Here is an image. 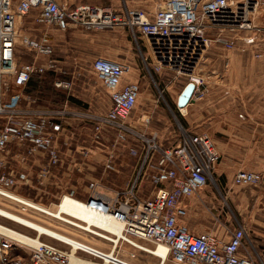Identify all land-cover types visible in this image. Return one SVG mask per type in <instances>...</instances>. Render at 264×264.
Listing matches in <instances>:
<instances>
[{
  "label": "built area",
  "instance_id": "obj_1",
  "mask_svg": "<svg viewBox=\"0 0 264 264\" xmlns=\"http://www.w3.org/2000/svg\"><path fill=\"white\" fill-rule=\"evenodd\" d=\"M259 9L264 10V0H160L153 13L126 6L119 11L89 5L69 8L57 0H0V197L11 201L9 194L22 196L15 189L24 186H33L45 195L54 189L58 203L63 196H69L80 201L87 210L122 227L120 235L116 236L76 218L50 217L109 243L110 250H102L67 234L64 236L68 239L61 240L41 236L57 243L53 244L35 232L30 236L37 241L32 248L0 234V264H72L73 256L92 264H134L120 255L122 247L148 254L146 244L166 247V259L172 264H259L250 251L244 228L226 230L225 236L218 238L212 233L193 235L183 224L184 201L214 179L220 155L205 135L183 130L176 145L162 146L157 143L156 133L147 136L135 130L130 118L141 87L137 82H123L133 72L129 63L104 57L93 61L92 71L109 95L111 106L100 117L79 114L80 118L93 123L92 143L99 144L105 132L114 135L112 149L104 158L106 171H117L118 157L124 151L132 158H139L141 153L133 181L127 190L116 191L113 196L98 192L94 182L88 183L84 198H78L75 190L65 191L56 186L54 183L63 177L59 171L63 163L59 145H67L68 130L63 113L29 111L19 106L25 99L35 103L22 95L33 75H64L54 58L49 34L44 32L40 37H33L20 30L22 18L30 14H34V24L61 33L78 27L87 30L122 28L133 36L137 33L144 40L145 54H141V58L149 75L152 72L172 75L173 79L185 78L188 84L195 86L193 97L201 98L204 92L197 91L204 82L197 70L210 49V32L218 30L215 42L233 50L238 33L256 31L254 21ZM24 55L32 57L33 61L19 64L18 59ZM53 86L57 90H70L72 82L58 77ZM13 89L17 91L14 95L10 94ZM148 121L145 118L142 123L146 125ZM130 138L137 144L127 146ZM87 156L85 152L83 157ZM77 172L81 173V164ZM145 179L150 182L152 192L149 198L142 199L137 192ZM233 183L236 186L262 185L264 172L239 171ZM51 206L53 203L48 207ZM26 210L32 208H22ZM0 227L11 229L2 224ZM113 237L117 243L113 242ZM21 247L30 251L28 258L18 254ZM79 254L88 256L89 260ZM134 258L135 254L129 253V259Z\"/></svg>",
  "mask_w": 264,
  "mask_h": 264
},
{
  "label": "rangeland",
  "instance_id": "obj_2",
  "mask_svg": "<svg viewBox=\"0 0 264 264\" xmlns=\"http://www.w3.org/2000/svg\"><path fill=\"white\" fill-rule=\"evenodd\" d=\"M159 3L160 0L124 1L127 8L140 9L147 13H153ZM63 4L69 8L79 5H96L71 2H64ZM107 5L110 4L105 6ZM122 6L119 2L118 6L115 5V8H111L119 11ZM258 11L254 21L257 28L256 31L238 33L233 50L229 51L215 42L218 30L210 32L212 39L210 49L205 54L197 70V75L203 79L204 85L197 92L205 93L208 90H212L240 93L243 94L241 96H244V98L248 97L246 99L248 103L252 98L251 104L253 106L264 109V10L259 9ZM33 15L30 14L22 18L19 28L23 33L33 37H40L46 32V28L34 24ZM51 39L54 45V58L64 71V75L58 77L72 82V86L70 90L57 91L53 87V81L56 76L46 73L38 77L39 82L35 90H31L29 93L25 91L22 93L24 98L28 97L34 100L35 103H30L25 99L20 101L19 106L23 110L29 111H61L63 113V122H65L68 130L66 135L67 145H59L63 159L59 171H61L63 177L60 175L59 181L54 184L62 187L65 191L69 189L75 190L78 198L86 197L87 185L90 182L96 184L98 192L108 196H113L116 191H125L127 190L125 187L127 182L140 164L141 153L139 158H132L124 151L118 157L117 171H106L104 169V158L106 152L112 149L114 135L111 132H105L99 144L92 143L90 136L93 123L79 117V114L100 117L106 114L111 106L109 95L92 71L93 61L97 57H104L119 62H127L131 65L133 76H135L134 82L139 83L141 94L132 112L130 122L135 123V130L139 133L143 132L147 136L156 133L158 136L157 143L162 146H174L178 143L185 128L184 118H191L194 113L200 115V106L194 112L188 111L187 113L177 109L178 97L188 84L187 80L185 78L173 79L172 75H155L152 72L149 75L141 58V54H145L142 47L144 40L137 33L133 36L122 28L87 30L78 27L71 28L65 33L55 32ZM257 54H260L261 57H256ZM32 61V57L25 55L18 59L19 64L31 63ZM16 93L15 89L10 92L12 95ZM72 100H76L79 104L74 103ZM232 102H235V100H232ZM145 118L149 120L146 125L142 123ZM202 124L201 120L195 119L193 126L200 129L203 126ZM205 135L211 139L208 133H205ZM128 142L127 146L137 144L133 138H130ZM213 146L217 151L216 146L214 144ZM85 152H88L86 158L83 157ZM80 164L81 173L77 172ZM210 184L217 188L218 182L215 175ZM15 191L23 197L16 194H9L8 196L11 201H15L21 206L0 197L1 209L63 235L67 234L75 239L89 242L102 250H110L111 245L109 243L92 238L49 217L53 216L61 219L64 218V215H67L89 226L100 229L105 227V224L100 223L98 218L93 217L84 206L76 203L71 197L65 196L63 202L56 208L58 205L57 197L56 199L53 196L37 192L33 186L16 188ZM151 192L152 186L145 179L137 195L142 199H147L151 196ZM243 195L247 196L249 193L243 192ZM50 203H53V206L48 207ZM217 203V201H214L212 205L217 206ZM21 207H30L37 211H22ZM230 213L233 221L232 215H234V212ZM0 224L25 235L34 236L36 234L34 231L1 217ZM41 239L48 243L52 241L53 244H57L46 237H41ZM146 247L152 249L155 246L146 244ZM163 250L161 246L157 250L156 248L153 249L152 254L155 256L135 251L136 258L129 259V251L131 250L124 245L120 255L124 259L133 260V263L141 255V260H154L155 258L160 260V264H164L167 260V252ZM29 253L30 251L24 247L18 248V254L24 258H28ZM79 256L82 259L89 260V257L84 254H79ZM169 264L172 263L170 262Z\"/></svg>",
  "mask_w": 264,
  "mask_h": 264
},
{
  "label": "crops",
  "instance_id": "obj_3",
  "mask_svg": "<svg viewBox=\"0 0 264 264\" xmlns=\"http://www.w3.org/2000/svg\"><path fill=\"white\" fill-rule=\"evenodd\" d=\"M57 1L59 3L96 4L94 7L108 6L107 8H115V5L118 6L120 2L122 7L125 6V0ZM106 4L110 5L105 6ZM46 32L52 38L57 31L46 29ZM133 75L131 73L126 76L123 82H134L135 76ZM241 95L243 94L208 90L201 98L197 95L192 96L186 108L181 110L183 113L194 112L200 106V115L194 113L191 118H184V130L197 135L208 133L220 155L219 164L214 171L218 182L217 188L209 184L187 198L183 204L186 216L182 222L193 235L212 233L218 238H223L226 230L244 228L250 251L256 256L259 264H264V184L236 186L233 183L239 171H264V109L253 106L251 97L248 103L246 101L248 97L244 98ZM194 118L202 121L203 126L200 129L193 126ZM135 173L136 171L127 182L126 188L133 181ZM243 192L249 195H243ZM49 195L55 198L58 196L54 191ZM214 201L218 202L217 206L212 205ZM230 212H234L233 221ZM102 229L116 234L105 227ZM129 249L131 250L129 253L134 252L135 254V250L130 247ZM148 250L151 254L153 253V249L148 248ZM139 257L134 260L136 264H160L159 259L141 260V255ZM169 263L170 261L166 260L164 264Z\"/></svg>",
  "mask_w": 264,
  "mask_h": 264
},
{
  "label": "bare ground",
  "instance_id": "obj_4",
  "mask_svg": "<svg viewBox=\"0 0 264 264\" xmlns=\"http://www.w3.org/2000/svg\"><path fill=\"white\" fill-rule=\"evenodd\" d=\"M258 12H259V11H257L256 14H258ZM185 108H186V107H185ZM185 108L180 109V111L183 110V109H185ZM21 197H22V196H21ZM64 198H65V196H63V197L61 198V200H60V202L58 203V205L56 206V208L59 207V205L63 202V199H64ZM72 199L75 200L76 203L81 204L80 201H78V200H76V199H74V198H72ZM27 200H28V199H27ZM29 201H30V200H29ZM31 202H32V201H31ZM33 203H34V202H33ZM22 208L25 209V208H27V207H22ZM28 208H30V207H28ZM84 208H85V207H84ZM30 209H31V208H30ZM85 209H86V208H85ZM32 210L37 211V210H35L34 208H32ZM86 210H87V209H86ZM88 212H89L93 217L98 218V220H99L100 223L105 224V228H107L108 230L114 231V232L116 233V234H115L116 236H119V235H120V232H121V229H122L121 225L117 224L116 222H114V221H112V220H110V219L103 218V217H101V216H99V215H97V214H95V213H93V212H91V211H89V210H88ZM64 216H67V215H64ZM0 217L3 218V219H5V220H8V221H10V222H13V223L19 224V225L25 227V228L28 229V230L34 231V232H36L38 235H40V237H41V236H50V237H53V238H56V239H60V240H61V239H68V238H66L63 234H61V233H59V232H57V231L51 230V229H49V228H46V227H44V226H42V225H40V224H37V223H35V222L27 221V220H25V219H23V218H21V217L15 215V214H12V213H10V212H8V211H5V210H3V209H1V208H0ZM49 217H52V218L54 219L53 216H49ZM68 217H71V216H68ZM72 218H74V217H72ZM31 221H32V220H31ZM84 226H85V225H84ZM9 230H10V231H7V230H4V229H2V228L0 227V234H4V235H6L7 237H9L11 240H13V241H15V242H17V243H19V244H21V245L28 246V247H30V248L34 247L35 243L37 242V241L35 240V238H31L30 236H26V235H24V234H22V233H20V232H18V231H15V230H13V229H9ZM101 230H104V231H105V229H102V228H101ZM108 232H110V231H108ZM110 233H112V232H110ZM112 234H114V233H112ZM69 240H70V239H69ZM112 240H113L114 243H117V239H116L115 237H113ZM71 241H72V240H71ZM73 242H76V241H73ZM72 245L75 246L74 243H72ZM160 246H161L166 252L168 251V250L166 249V247H164V246H162V245H159L158 247H154V248H152V249H155V248H156V250H157ZM145 249L147 250L148 255L155 256L154 254H151V253H150V250H148V247H145ZM150 249H151V248H150ZM164 250H163V251H164ZM165 251H164V252H165ZM71 261H72V264H92V263L87 262V261L79 260V259H77V258L74 257V256L71 258Z\"/></svg>",
  "mask_w": 264,
  "mask_h": 264
},
{
  "label": "water",
  "instance_id": "obj_5",
  "mask_svg": "<svg viewBox=\"0 0 264 264\" xmlns=\"http://www.w3.org/2000/svg\"><path fill=\"white\" fill-rule=\"evenodd\" d=\"M195 91V86L191 83L187 84L182 92L180 93L177 100V109L180 110L185 108L192 99L193 93Z\"/></svg>",
  "mask_w": 264,
  "mask_h": 264
},
{
  "label": "trees",
  "instance_id": "obj_6",
  "mask_svg": "<svg viewBox=\"0 0 264 264\" xmlns=\"http://www.w3.org/2000/svg\"><path fill=\"white\" fill-rule=\"evenodd\" d=\"M49 75L56 76V75L51 74V73H49ZM39 76H42V75H33V76L31 77V79L29 80V82L27 83V85L25 86L23 92L25 91L26 93H29V91H31V90H35V88L37 87L38 82H39V80H38V77H39ZM56 78H58V76H56ZM59 78H60V77H59ZM54 80H55V78H54ZM53 87H54V86H53ZM57 91H59V90H57ZM72 101H73L74 103L79 104V102H76V100H72Z\"/></svg>",
  "mask_w": 264,
  "mask_h": 264
}]
</instances>
